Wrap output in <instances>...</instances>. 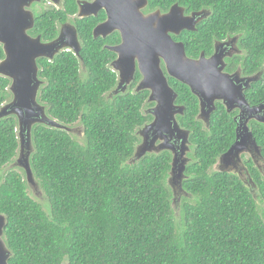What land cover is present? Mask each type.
I'll return each instance as SVG.
<instances>
[{"label": "trees", "instance_id": "16d2710c", "mask_svg": "<svg viewBox=\"0 0 264 264\" xmlns=\"http://www.w3.org/2000/svg\"><path fill=\"white\" fill-rule=\"evenodd\" d=\"M198 10L212 9L197 32L176 40L187 55L211 56L214 42L238 38L240 56L228 60L227 73L241 67L245 76L261 72L247 99L264 103V0H181ZM75 0L63 9L35 10L29 32L43 42L59 36V26L75 14ZM96 22L78 21L79 56L62 52L37 61L43 82L38 103L47 116L82 137L37 124L32 129L30 166L42 201L29 194L25 171L10 170L20 151L18 119L0 120V215L7 219L3 240L12 253L8 264H264V177L253 161L246 166L257 186L255 199L241 178L215 172L219 160L237 141V113L216 104L209 123L199 119L198 97L168 77L183 108L181 128L190 133L188 163L179 213L169 186L173 154H147L133 163L142 140L138 131L153 121L148 90L136 92L137 73L129 90L110 94L118 77L110 68L116 55L104 45L119 36L95 39ZM5 59L0 44V63ZM12 81L0 76V110L13 99ZM264 160V124H250ZM258 201L262 204L259 207Z\"/></svg>", "mask_w": 264, "mask_h": 264}, {"label": "water", "instance_id": "95a60500", "mask_svg": "<svg viewBox=\"0 0 264 264\" xmlns=\"http://www.w3.org/2000/svg\"><path fill=\"white\" fill-rule=\"evenodd\" d=\"M41 1L43 0H0V44L5 53V59L0 63V76L12 81L10 91L13 96V99L1 108L0 120L9 116H16L18 119L20 158L16 165L23 168L31 185H36L30 166L33 127L42 124L71 132V129L50 119L45 107L38 103L43 82L39 80L40 69L37 61L43 58L52 61L61 51L69 48L73 49L76 56L80 54L75 43L77 37L75 32L70 37L73 40L68 38L69 29H65L57 40L48 44L42 43L41 38H33L29 35L35 27V15L27 9ZM126 1L100 0L95 4L97 8L101 5L107 7L109 21L99 26L94 34L96 38L101 36L106 38L115 31L121 32L122 43L113 48V51L120 56L114 64V69L119 73L115 95L125 93L134 81L138 67L142 80L136 92L150 91V101L157 104L151 112L154 122L145 129L154 140L151 142L144 140L138 152L136 150L135 159L139 161L155 150L154 146L158 139L164 142L162 150L172 152L175 151V147L171 141L180 140L179 152H181L174 154L171 175L178 171L181 180L185 177L188 163L183 158L188 150L190 133L182 130L177 123L176 116L183 113V108L175 105L177 94L171 89L164 75L160 59L164 60L169 77L188 86L198 97L201 106L199 119L206 124L215 111L217 101L223 102L228 112L241 110L237 141L221 158L226 164L227 161L237 158L245 147H253L261 155V150L248 127V121L258 114H263L257 120L264 124V104L250 108L244 94L247 85L244 82L239 83L236 77L224 73V51L218 50L209 60H189L184 45L175 43L170 36V34L178 35L184 30L195 31L196 19L184 18L181 11L174 7L161 20L162 24L155 27L158 15L148 20L135 15L133 19L127 14L132 12L125 8ZM145 4V0L144 2L139 0L135 6L142 7ZM136 13L137 11L133 10V14ZM256 78L250 79L247 84L260 80ZM246 115H249V119L242 124L241 120ZM6 226V217L0 215V264H8L12 257L3 240Z\"/></svg>", "mask_w": 264, "mask_h": 264}, {"label": "flooded vegetation", "instance_id": "af4514ba", "mask_svg": "<svg viewBox=\"0 0 264 264\" xmlns=\"http://www.w3.org/2000/svg\"><path fill=\"white\" fill-rule=\"evenodd\" d=\"M64 1L65 0H54L53 2L51 1L52 4L49 5L48 4V0H43V1L39 2V3H34L29 10L31 12H33L34 15H35L36 8H41V7L44 8V9L50 8V9L62 10L63 9V5H64ZM98 1H100V0H75V2L77 4V11H76L75 14L69 15V19H68V21L65 24H61L59 26V36L55 40H57L62 35V33H64V30L65 29H69L70 30L69 31L70 32V34H69L70 36H68V38H70L71 35H74V32H75V34L77 36L75 43L77 44V46L79 48V51H81V49H82V41H81L80 34H79V31H78V21H82V20H86V21H93L94 20V22H96V26H95V28L93 30V35H94V38L95 39L107 40L109 37H113V36H117L118 35L119 38H120V42L119 43H116V44H107V45H104V49H106L109 52H112L113 54L116 55L115 60L110 64V68L112 69L113 72H115L117 74L118 83H119V73L114 69V64L118 61V59L120 58V56L113 51V48L118 47V46L121 45V43H122L121 32L120 31H115V32L111 33L110 35H108L106 38L103 37V36L97 37V38L95 37V34H94L95 33V30L99 26H102V25L108 23V21H109V14H108V11H107V7L101 5L99 8H97L95 6V4ZM138 1L139 0H127L126 1L125 8H128L132 12V13H127V14H129L130 15L129 17H131L133 19L136 16H139V17H141L144 20H148V19H150V17H153V16L158 15L157 16L158 18H157L155 27L156 26L158 27L159 25L162 24L161 23V20L163 18H165L171 12V10L174 7H177L181 11V13H182L181 15L184 18L196 19L195 31L184 30V31H182L178 35L170 34L172 40L175 43H179V44L181 43V44H183L184 45V48H185L186 57L189 60H193V61H200L201 59L209 60V59L213 58L217 54L218 50L224 51V57H223V61H224V64H225L224 65L225 66L224 73L227 74V75L236 77L238 79L239 83L242 84L244 82V84L247 85L248 88H246L244 90V94H245L246 100H247L250 108H257L258 106H261V105L264 104V103H262L260 105L252 106L249 103L248 99H247V92L252 88V85L253 84L257 83V82H254V83H251L250 85H248L247 82L250 79H255V77H257V78H259L261 80V78H260L261 77V72L258 73V74H255L254 76H245L243 74L242 69H241L240 66H238V69L234 73H231L230 74V73H227L226 72V69H227V66H228V60L234 59L235 57L240 56L242 54V52L238 48V38H233V37H230L229 35H227L224 40H217V41H215L214 42V45H213L214 46V53L211 56H206L205 53H201V55H200V57L198 59L190 58L187 55L185 44L182 41H180V40L179 41L176 40V38H179L184 32H197L198 31V27L202 23H204L205 21H207V20H209L211 18L213 11H212V9L210 7L205 6V4H203L200 9H198V10H192L191 7H187V6L183 5V2L181 0H145L146 1V4L145 5H143L142 7H137V6H135V3H137ZM142 1L144 2V0H142ZM194 2H195L194 0L191 1L190 6H192V4ZM59 4H60V6H59ZM133 10L137 11V13L136 14H133ZM35 38H37V37H35ZM38 38H41V36H38ZM70 40H73V38H70ZM41 41H42V38H41ZM51 42H53V41H51ZM51 42H43L42 41V43H44V44H48V43H51ZM62 52H73L74 53L73 49H71V48H69L68 50L61 51V53ZM236 52H238V54H235ZM160 62H161V68H162V70L164 72V75L167 78L168 83L170 85L169 78H168L169 75L167 73V69H166L165 62H164L163 59H160ZM137 73H140L138 67H137L136 74ZM130 86L128 87V90H129ZM170 87H171V85H170ZM171 89L175 92V90L172 87H171ZM135 91H136V89H135ZM177 100H178V95H177V99L175 101V105L178 106V107H181V106H179L177 104ZM148 103L149 104H151V103H154L155 104L154 107H152L151 109H154L156 107V105H157L155 102L150 101V98L148 100ZM217 103H219V101H217L215 103V110H216V104ZM235 112L237 113V115L235 117V121H236V123L238 125V124H240L239 121H240L241 110L240 109H237V110H234V111L229 112V113L232 114V113H235ZM151 115H152V113H151ZM179 115L180 114H178L176 116V120H177V123L178 124H179V122H178V116ZM262 115L263 114H261V115L258 114L253 119H249V117H248L249 115L248 116L246 115V117L243 120H241V123L244 124L249 119V121H248V127L250 128V124L253 123V122L261 123L257 119L258 118H261ZM152 117H153V115H152ZM153 122H154V117H153V121L150 124H148L147 126L151 125ZM147 126H145V127H147ZM179 126H180V124H179ZM180 128H181V126H180ZM144 139L147 140L148 142H151L152 140H154V138L151 136L150 133H144ZM158 141H161V140L158 139L156 141V143ZM171 144L174 145L175 151L174 152L169 151V152H171L172 154L173 153L174 154H177L179 152V150H180L179 148H181V141L180 140H173V141H171ZM188 144H190V142ZM154 148H156V144H155ZM189 151H190V147H189ZM174 154H173V157H174ZM250 160L252 161V159H250ZM247 162H245V163H247Z\"/></svg>", "mask_w": 264, "mask_h": 264}, {"label": "rangeland", "instance_id": "374dc122", "mask_svg": "<svg viewBox=\"0 0 264 264\" xmlns=\"http://www.w3.org/2000/svg\"><path fill=\"white\" fill-rule=\"evenodd\" d=\"M48 4L51 5L52 2L50 0H48ZM59 6H60V4H59ZM29 9L30 8H28L27 11L30 12ZM235 54H238V52H236ZM127 90H128V88L126 89L125 93L127 92ZM125 93H123V94H125ZM112 95H115V92L110 94L109 97L111 98ZM152 110L153 109L147 107L145 112L147 114L148 113L151 114ZM145 129H146V127L142 128V129H140L138 131V135L140 136L142 141L145 140L144 139V133H147V132H145ZM71 134L73 136L82 137V132H81L80 126L76 125L75 127H73L71 129ZM163 144H164V142L162 140L158 141L156 143L155 150H153L152 152H150L148 154L159 155L162 152L167 151V150H162L161 149L163 147ZM188 145H187L188 150L185 153L186 156H184V158H183L184 160H186L187 163H189L191 161V159L188 157V153H190ZM139 149H140V147L137 149V152H138ZM18 154L19 155L16 158V160L14 161V163L11 166H9L8 168H6L3 173H6L7 171H10V170H13V169L19 170L21 168V167L16 165V163H18L19 158H20V151H19ZM174 157H175V155H174ZM250 159H252V161L254 162V164L256 165V167L258 168V170L260 171V173L264 177V160L262 159V157L259 154V152L257 150H255L253 147H249V148L245 147V149H243V151L238 155L237 158L233 159L232 161L231 160L227 161L228 164H226L225 161H223V159H220L218 164H217V166L214 167L213 171H215V172H226V173H229V174H234V175L239 176L241 178V180L245 183V185L252 191V193L254 194L255 199L258 200V197H257V195H258L257 194V186L253 182V180L251 179V176L249 174V170H248V168L246 166V163H245V162H247ZM134 161H135L134 163H136L138 161V159H135ZM22 169L23 168H21V170ZM178 173L179 172L177 171L176 174L175 173L172 174L170 179H169V181H168V183H169V186L171 188V191H172V194H173V197H174L175 210L179 213V209H180L179 206L181 205L183 199H188L189 196L182 189V183H183L185 177H184V179L181 180L179 178V174ZM1 177H2V174L0 173V178ZM36 182L37 181L35 180V183ZM38 190L39 189H38V187H36L35 184L34 185L29 184V194H30V196L33 199H35V200L43 202L42 201L41 192H39ZM258 204H259V207L262 208V204L259 201H258Z\"/></svg>", "mask_w": 264, "mask_h": 264}, {"label": "clouds", "instance_id": "9594fccd", "mask_svg": "<svg viewBox=\"0 0 264 264\" xmlns=\"http://www.w3.org/2000/svg\"><path fill=\"white\" fill-rule=\"evenodd\" d=\"M9 103V102H8ZM7 104V103H6ZM250 129V128H249Z\"/></svg>", "mask_w": 264, "mask_h": 264}, {"label": "bare ground", "instance_id": "6f19581e", "mask_svg": "<svg viewBox=\"0 0 264 264\" xmlns=\"http://www.w3.org/2000/svg\"><path fill=\"white\" fill-rule=\"evenodd\" d=\"M249 76V75H248Z\"/></svg>", "mask_w": 264, "mask_h": 264}]
</instances>
